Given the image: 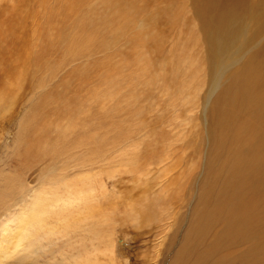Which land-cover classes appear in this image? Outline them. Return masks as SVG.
I'll return each mask as SVG.
<instances>
[{
	"label": "rangeland",
	"instance_id": "1",
	"mask_svg": "<svg viewBox=\"0 0 264 264\" xmlns=\"http://www.w3.org/2000/svg\"><path fill=\"white\" fill-rule=\"evenodd\" d=\"M241 1L0 0V231L89 194L19 264H264V0Z\"/></svg>",
	"mask_w": 264,
	"mask_h": 264
},
{
	"label": "bare ground",
	"instance_id": "2",
	"mask_svg": "<svg viewBox=\"0 0 264 264\" xmlns=\"http://www.w3.org/2000/svg\"><path fill=\"white\" fill-rule=\"evenodd\" d=\"M228 3L233 5V11L229 15L235 16V13L241 11L243 5L241 0H228ZM229 15H225L226 18ZM259 67L258 70H264V64H262L263 68ZM85 181L86 177H81L79 183L68 185L64 193L58 196L52 195V198L58 197L55 200L49 197L35 198L27 206L28 210L25 212V209L17 216L13 226L4 225L3 232L0 231V264L23 262L29 255L28 252L32 251V244L40 233L47 234L53 232L56 227L61 229L69 222L76 221L83 211L79 212L78 208L75 209L76 202L89 198L87 191H84V187L87 186ZM23 250L27 252L17 258L18 253Z\"/></svg>",
	"mask_w": 264,
	"mask_h": 264
}]
</instances>
